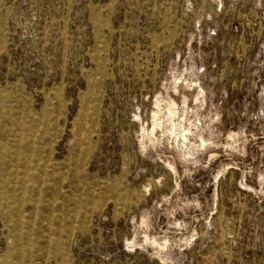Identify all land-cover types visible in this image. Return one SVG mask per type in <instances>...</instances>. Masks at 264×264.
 <instances>
[{"label": "rangeland", "instance_id": "1", "mask_svg": "<svg viewBox=\"0 0 264 264\" xmlns=\"http://www.w3.org/2000/svg\"><path fill=\"white\" fill-rule=\"evenodd\" d=\"M0 264H264V0H0Z\"/></svg>", "mask_w": 264, "mask_h": 264}]
</instances>
